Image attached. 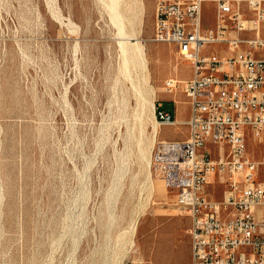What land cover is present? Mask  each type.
<instances>
[{
    "label": "rangeland",
    "instance_id": "obj_1",
    "mask_svg": "<svg viewBox=\"0 0 264 264\" xmlns=\"http://www.w3.org/2000/svg\"><path fill=\"white\" fill-rule=\"evenodd\" d=\"M123 2L145 66L108 0H0V264H169L171 241L186 263L187 214L152 154L189 127L158 123L154 143L150 101L187 115L182 87L164 85L191 66L152 40L158 0Z\"/></svg>",
    "mask_w": 264,
    "mask_h": 264
},
{
    "label": "built area",
    "instance_id": "obj_2",
    "mask_svg": "<svg viewBox=\"0 0 264 264\" xmlns=\"http://www.w3.org/2000/svg\"><path fill=\"white\" fill-rule=\"evenodd\" d=\"M158 0L153 41L190 64L182 87L189 118L155 105L161 126L187 124L185 139L159 140L153 167L191 218V264H264V0ZM177 103L175 100H173ZM224 184L221 197L209 191Z\"/></svg>",
    "mask_w": 264,
    "mask_h": 264
},
{
    "label": "bare ground",
    "instance_id": "obj_3",
    "mask_svg": "<svg viewBox=\"0 0 264 264\" xmlns=\"http://www.w3.org/2000/svg\"><path fill=\"white\" fill-rule=\"evenodd\" d=\"M108 2H109V6L108 7L110 8V11H111L112 20L119 25L118 27H119L120 33L123 35V39L124 40L120 41V42H121V45L123 47H125L124 49H126L125 52L127 54H125V56H128V55L138 56V59L140 60V62L145 66L146 59H145V56H144L143 45L139 44V41H137L136 43L132 42L131 40L133 39V37L131 35H133V34L132 33L129 34V33H127L124 30L125 29L124 28L125 26H124V23H123L124 12H123V15H122V11H121V5L124 3L123 0H108ZM109 8H107V9H109ZM132 60H133V58H132ZM150 102L152 104V112L154 114L155 103H154L153 100H151ZM152 127H153L152 128V137H153V142L155 143L158 140V134L160 132V129L158 127V122L154 121Z\"/></svg>",
    "mask_w": 264,
    "mask_h": 264
},
{
    "label": "crops",
    "instance_id": "obj_4",
    "mask_svg": "<svg viewBox=\"0 0 264 264\" xmlns=\"http://www.w3.org/2000/svg\"><path fill=\"white\" fill-rule=\"evenodd\" d=\"M204 24H205V26H212L213 24H214V20H213V22H212V24H209V25H207L206 23H205V17H204ZM188 107V106H187ZM188 111H189V107H188ZM176 118H177V120L181 123V122H184V121H186L188 118H189V113L187 114V115H185V116H182L181 118H179L178 116H177V113H176ZM164 127V126H163ZM162 128V127H161ZM187 137V135H186V133L184 134V136H181V137H177V138H161L160 137V139L161 140H171V139H185ZM216 195V194H215ZM217 196V195H216ZM217 197H220V196H217ZM184 217H186V219H187V221H186V224H185V231H186V235H185V241H184V243L182 244V248H183V250H182V253H183V256H184V258H185V264H191V239H190V236H189V234H188V232H187V230H188V228H189V226H190V224H191V218H190V216H188V215H184ZM172 243H173V245L175 244L174 243V241H171V243H170V245L173 247V245H172ZM172 247H170L171 248V250H170V252H169V254H168V256H167V261L169 262V264H176L177 263V257H176V254H175V252H174V250H173V248ZM183 258V259H184Z\"/></svg>",
    "mask_w": 264,
    "mask_h": 264
}]
</instances>
